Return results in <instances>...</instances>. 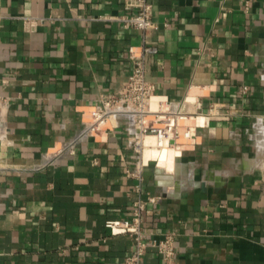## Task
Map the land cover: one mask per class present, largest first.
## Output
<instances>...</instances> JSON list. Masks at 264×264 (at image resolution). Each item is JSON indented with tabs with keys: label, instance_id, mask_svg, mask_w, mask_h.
Segmentation results:
<instances>
[{
	"label": "crops",
	"instance_id": "obj_1",
	"mask_svg": "<svg viewBox=\"0 0 264 264\" xmlns=\"http://www.w3.org/2000/svg\"><path fill=\"white\" fill-rule=\"evenodd\" d=\"M146 1L149 106L182 115L137 193L129 121L87 131L132 71L142 36L118 19L137 0H0V264H124L133 241L105 222L149 195L144 240L173 235V264H264V0Z\"/></svg>",
	"mask_w": 264,
	"mask_h": 264
},
{
	"label": "built area",
	"instance_id": "obj_2",
	"mask_svg": "<svg viewBox=\"0 0 264 264\" xmlns=\"http://www.w3.org/2000/svg\"><path fill=\"white\" fill-rule=\"evenodd\" d=\"M137 11L134 14L120 17L126 29H134L140 32L142 36L141 45L135 49H128L129 59L132 63V71L128 75L121 89L113 95L104 97L97 107L91 111V123L87 127L88 132H93L104 126L111 118L122 117L129 121L135 129V133L130 136L129 142L137 158L136 171L126 170L128 177L138 180L135 191L141 189V171L144 167L142 157L145 149H161L173 147L180 138L178 126L168 115L173 117L181 116V113H173L167 110L163 112L158 109L152 112L149 106L150 100L154 96V86L147 81V64L149 58L157 53V47L150 41L148 33L154 28L151 19V5L146 0H137ZM37 23H44V19L33 21L31 18L24 19V28L26 31H34ZM152 115L154 125H147V117ZM153 137L155 144L152 147H146L144 140L147 137ZM185 139L191 138V130L187 128L183 135ZM160 197L148 196L145 200L137 198L133 201L131 217L129 221L105 222V228L116 233L127 234L133 241V250L130 256L125 259L124 264H144V257L149 248L156 250L161 257L163 264H173L175 257L174 236L171 234L164 235L159 240L147 243L144 240L142 228L143 214L150 204H156Z\"/></svg>",
	"mask_w": 264,
	"mask_h": 264
},
{
	"label": "bare ground",
	"instance_id": "obj_3",
	"mask_svg": "<svg viewBox=\"0 0 264 264\" xmlns=\"http://www.w3.org/2000/svg\"><path fill=\"white\" fill-rule=\"evenodd\" d=\"M146 147H148V146H146ZM147 151V149H145V152Z\"/></svg>",
	"mask_w": 264,
	"mask_h": 264
}]
</instances>
